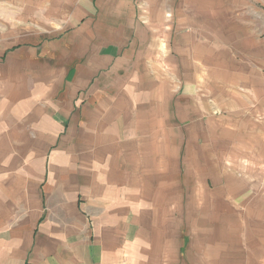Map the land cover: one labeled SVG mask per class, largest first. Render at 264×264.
Here are the masks:
<instances>
[{
	"label": "rangeland",
	"instance_id": "rangeland-1",
	"mask_svg": "<svg viewBox=\"0 0 264 264\" xmlns=\"http://www.w3.org/2000/svg\"><path fill=\"white\" fill-rule=\"evenodd\" d=\"M86 1L0 0V264H264V0Z\"/></svg>",
	"mask_w": 264,
	"mask_h": 264
},
{
	"label": "crops",
	"instance_id": "crops-1",
	"mask_svg": "<svg viewBox=\"0 0 264 264\" xmlns=\"http://www.w3.org/2000/svg\"><path fill=\"white\" fill-rule=\"evenodd\" d=\"M90 0H87L86 2H80L79 5L77 6L76 8V13L78 15V17H81V18H85L87 15L89 14H93L95 13L97 10H96V7L98 6L96 3V0L95 2L93 0H91V2H89ZM96 10V11H95ZM78 41L80 42V39H78ZM78 42V45L80 47V43ZM78 48V47H77ZM91 48H94L93 51L95 52H99L100 50V55L98 54H95L94 56H90V57H87V60L85 62V64H83L82 66L84 67V72L87 76H90L92 77L93 75L97 74L99 70H101L103 68V65H104V55L101 54V49L102 47L98 50V47L95 45L94 46H91ZM81 49V48H79ZM2 119H0L1 121ZM15 120L17 121V119L15 118ZM1 125H0V130H1ZM64 209L66 210V213H68L69 215L72 214L73 217H71V222H72V225H71V229L69 230L70 231H73L72 233H80V231H82L83 233V243L85 244V248L87 249L88 248V240H89V236L87 235L86 233V230H87V223H88V211H86V209H82V210H78L79 209V203L78 201H76V198L74 197V195H72L70 198H69V202H68V205H65L64 206ZM65 217V215H64ZM73 218V219H72ZM67 218L65 217L64 220H66ZM69 234V233H67ZM62 238V235L59 236L58 234L55 235V232H54V235H51V239L54 240V239H58L56 241H59V242H62L63 239H60ZM80 237H78L79 239ZM80 240V239H79ZM55 241V240H54ZM87 254L88 252L85 253V256H82V255H78L77 253H73L74 257L78 260L80 259H85L86 258V264H92L91 261L88 259V256L87 257Z\"/></svg>",
	"mask_w": 264,
	"mask_h": 264
}]
</instances>
